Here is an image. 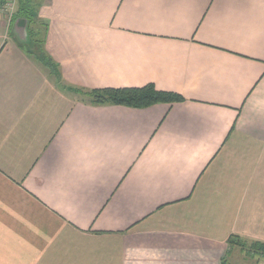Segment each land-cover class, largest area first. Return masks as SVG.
Listing matches in <instances>:
<instances>
[{
	"label": "crops",
	"instance_id": "1",
	"mask_svg": "<svg viewBox=\"0 0 264 264\" xmlns=\"http://www.w3.org/2000/svg\"><path fill=\"white\" fill-rule=\"evenodd\" d=\"M32 4L0 15V264H221L231 235L264 242V0ZM148 83L185 101L76 91Z\"/></svg>",
	"mask_w": 264,
	"mask_h": 264
},
{
	"label": "trees",
	"instance_id": "2",
	"mask_svg": "<svg viewBox=\"0 0 264 264\" xmlns=\"http://www.w3.org/2000/svg\"><path fill=\"white\" fill-rule=\"evenodd\" d=\"M18 5L16 11L12 14V20L15 17H22L28 22L34 21V7L32 0H17ZM29 32V30H28ZM30 35V32L28 33ZM41 46V44L39 45ZM41 49V47H40ZM36 58L47 67L53 68L55 63L47 53L41 49ZM54 71H57L54 69ZM82 97V102L94 106H108V105H122L132 108H147L160 103H176L184 102L185 98L177 92L158 89L155 84L148 83L139 87H106V88H93V89H78L76 90ZM236 239V241H233ZM250 240V239H249ZM247 242L239 235H231L228 239V251L226 256L222 259L221 264H228L229 258L232 256L235 247L233 243ZM251 253L261 251L258 256L264 258V242L253 240ZM260 259V258H259Z\"/></svg>",
	"mask_w": 264,
	"mask_h": 264
},
{
	"label": "rangeland",
	"instance_id": "3",
	"mask_svg": "<svg viewBox=\"0 0 264 264\" xmlns=\"http://www.w3.org/2000/svg\"><path fill=\"white\" fill-rule=\"evenodd\" d=\"M8 2H11V0H0V15L2 17H7L9 18V20L12 19V8L9 7V9H1V6L4 5L5 3L7 4ZM14 4V2H13ZM9 5H12V3H10ZM18 5V1L15 0V8L14 11H16V7ZM8 20V21H9ZM241 237V236H240ZM243 240H246L247 242L244 243H239V244H235L233 243V248L234 252L232 254V256L229 258L228 260V264H259V258H261L260 256H258V254L261 253V251H256V254L249 252V250L252 249L251 245H252V239H248L245 237H241ZM233 241H236V239H234Z\"/></svg>",
	"mask_w": 264,
	"mask_h": 264
},
{
	"label": "built area",
	"instance_id": "4",
	"mask_svg": "<svg viewBox=\"0 0 264 264\" xmlns=\"http://www.w3.org/2000/svg\"><path fill=\"white\" fill-rule=\"evenodd\" d=\"M13 2H14V4H13ZM10 3H12V5H9ZM9 7H11L12 9V14H13V11H14V9L13 8H15V0H11V2H8L7 4L5 3L4 5H2L1 6V9H9Z\"/></svg>",
	"mask_w": 264,
	"mask_h": 264
},
{
	"label": "water",
	"instance_id": "5",
	"mask_svg": "<svg viewBox=\"0 0 264 264\" xmlns=\"http://www.w3.org/2000/svg\"><path fill=\"white\" fill-rule=\"evenodd\" d=\"M24 18H22V19H20V20H22V21H25V19L23 20Z\"/></svg>",
	"mask_w": 264,
	"mask_h": 264
}]
</instances>
